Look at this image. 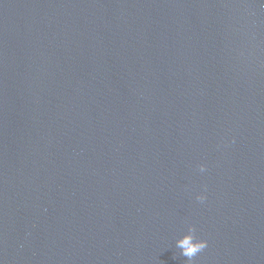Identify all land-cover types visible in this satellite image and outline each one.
<instances>
[{"label":"water","instance_id":"water-1","mask_svg":"<svg viewBox=\"0 0 264 264\" xmlns=\"http://www.w3.org/2000/svg\"><path fill=\"white\" fill-rule=\"evenodd\" d=\"M192 225L264 264V0H0V264H188Z\"/></svg>","mask_w":264,"mask_h":264},{"label":"clouds","instance_id":"clouds-1","mask_svg":"<svg viewBox=\"0 0 264 264\" xmlns=\"http://www.w3.org/2000/svg\"><path fill=\"white\" fill-rule=\"evenodd\" d=\"M206 167L205 164H201L199 169L201 172H204ZM196 199L201 203L204 202L207 199L206 193H200ZM207 245V239L197 238L194 225L190 226L189 230L177 240V248L180 249V254L187 258L188 264H192L196 255L204 250Z\"/></svg>","mask_w":264,"mask_h":264}]
</instances>
